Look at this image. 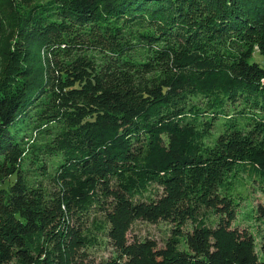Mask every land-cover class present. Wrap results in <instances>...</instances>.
<instances>
[{
    "label": "trees",
    "instance_id": "trees-1",
    "mask_svg": "<svg viewBox=\"0 0 264 264\" xmlns=\"http://www.w3.org/2000/svg\"><path fill=\"white\" fill-rule=\"evenodd\" d=\"M19 1L0 0V25L13 20L16 29L1 56L0 264H94L82 249L92 242L87 224L96 209L103 218L92 225L118 252L97 264H264L254 239L232 228L235 204L222 190L225 173L237 166L264 179V122L248 138L230 120L217 147L206 142L240 98L264 107V65L221 51L236 34L252 38L264 57V0H49L18 16ZM137 22L155 23L149 42L182 46L162 66L163 82L140 92L103 78L106 67L128 63L135 47L128 30ZM34 47L52 56L91 48L106 62L101 71L94 58H77L51 86L45 64L34 66ZM136 66L140 74L153 71L149 63ZM34 101L43 109L39 135H49L50 124L66 125L45 144V152L62 157L53 192L22 175L23 159H37L41 149L21 133ZM203 206L220 214L216 227L201 220L183 232ZM137 220L176 227L160 248L151 239L129 240Z\"/></svg>",
    "mask_w": 264,
    "mask_h": 264
},
{
    "label": "rangeland",
    "instance_id": "rangeland-1",
    "mask_svg": "<svg viewBox=\"0 0 264 264\" xmlns=\"http://www.w3.org/2000/svg\"><path fill=\"white\" fill-rule=\"evenodd\" d=\"M47 2H49V0H20L18 2L17 15L25 16L30 12L34 13L37 11V7H43ZM1 18H3L2 15ZM5 20L6 22L0 25V81H2L4 75V60L1 56L2 54L4 55L8 45L14 42V30H16L13 20ZM155 27L154 22H137L131 25L128 31L132 36L131 44L135 47L128 51L124 57L128 63L118 65L112 64L110 67H106V74H104L103 78L104 81H107L109 86L115 85L122 87L124 90L136 89L140 92L144 90V88H152L158 85L159 82H163V71L168 67L169 61L173 60L176 54L182 52V46L181 43L179 44L176 40L172 39L160 40L154 43L149 42L145 37L153 35L155 33ZM7 36H10L11 39L8 43ZM12 36H14V38ZM32 50L35 63L34 66L38 67L43 65V63L45 64L43 67L47 72V77L50 80L49 83L51 86L54 84V76L58 74L60 68L65 64L72 63L77 58H94L99 66H102L106 62V55L99 50L91 48L80 49L71 52L70 55L57 56H52L48 51H38L37 47H34ZM221 51L226 55L241 54L250 57V59H252L251 62L255 61L264 65V57L259 54V50L256 45H254L252 38L247 39L236 34L227 36L224 42L221 43ZM49 60L54 61V64L49 62ZM108 62L110 63V61L107 60V63ZM142 63H149L151 66L150 69L153 68V71L140 74L139 70H141V67L137 68L136 65ZM162 66L167 67L162 68ZM102 68H104V65L101 67V71L103 70ZM197 101V99H194L193 103ZM34 103V106L32 105L33 107L30 108L25 117L21 133L23 137H25V141H29L31 147L33 146L31 144L35 142L41 149L37 159H33L36 157L33 154H28L23 159L21 166L22 175L26 178V182L29 185L40 186L45 188L48 192H53L56 190L54 177L56 176L58 164L62 162V157L58 153L49 154V152H45V144L53 143L55 135L65 129L66 125H64V123L50 124L48 125V128H52L50 134L39 135V132H37L35 128L37 125L36 118L38 117V113L43 109L40 110L41 107L38 106L40 101H34ZM236 104L237 105L234 106H228L225 113L220 115L219 122L215 123L216 126L212 130V136L206 138L208 146L212 148L214 146L217 147L216 139L218 140L220 133L225 130L224 125L230 120H235L231 125H235L238 130L243 132V136L248 138L255 132L254 126L256 123L264 122V107L261 109V107L259 108L251 101L245 102L243 98H240ZM203 107L206 108L205 103H203ZM29 145H26V147ZM223 181L225 183L222 188L224 195L231 198L235 204L233 208L236 218L232 222V228L246 232L254 239L256 252L259 258L264 261V179L256 175V173L248 167L237 166L230 173H225ZM159 190V193L163 192V188L160 187ZM102 218V213L99 209H96L94 215L91 216L90 223L87 224L94 233V236L90 246L82 249L83 254H85L83 259L86 262L89 261L97 264L106 262L109 258L118 257V252L115 250L109 238L102 231L96 230L92 225L93 219L101 220ZM198 218L197 221L191 220L186 223L183 227V232L192 231L195 223L199 224L202 222L201 220L208 226L216 227L221 217L219 213L203 206ZM72 224L78 226V223L75 221H73ZM175 227L176 226L173 224L163 220L158 222L137 220L132 225L128 237L130 241L135 239H151L156 241L160 248H163L171 238ZM180 241V248L187 249L184 238H181Z\"/></svg>",
    "mask_w": 264,
    "mask_h": 264
}]
</instances>
